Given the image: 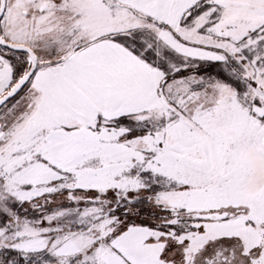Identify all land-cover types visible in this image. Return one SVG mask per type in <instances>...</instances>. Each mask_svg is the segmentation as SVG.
Segmentation results:
<instances>
[{
    "label": "snow or ice",
    "instance_id": "snow-or-ice-1",
    "mask_svg": "<svg viewBox=\"0 0 264 264\" xmlns=\"http://www.w3.org/2000/svg\"><path fill=\"white\" fill-rule=\"evenodd\" d=\"M0 264H264V0H0Z\"/></svg>",
    "mask_w": 264,
    "mask_h": 264
}]
</instances>
